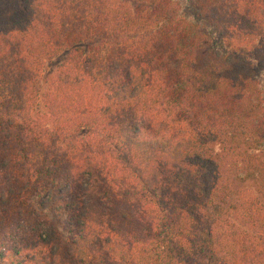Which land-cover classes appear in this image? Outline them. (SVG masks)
Instances as JSON below:
<instances>
[{"label": "trees", "instance_id": "1", "mask_svg": "<svg viewBox=\"0 0 264 264\" xmlns=\"http://www.w3.org/2000/svg\"><path fill=\"white\" fill-rule=\"evenodd\" d=\"M0 264H264V0H0Z\"/></svg>", "mask_w": 264, "mask_h": 264}, {"label": "rangeland", "instance_id": "2", "mask_svg": "<svg viewBox=\"0 0 264 264\" xmlns=\"http://www.w3.org/2000/svg\"><path fill=\"white\" fill-rule=\"evenodd\" d=\"M241 194L243 193L244 194V196L246 195H252V190H251V188L250 187H248V186H245V187H243L240 191H239Z\"/></svg>", "mask_w": 264, "mask_h": 264}]
</instances>
